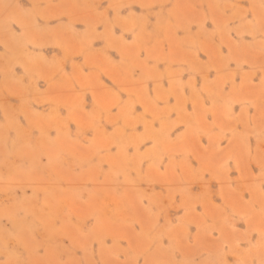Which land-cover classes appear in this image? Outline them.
Listing matches in <instances>:
<instances>
[{
  "label": "rangeland",
  "instance_id": "rangeland-1",
  "mask_svg": "<svg viewBox=\"0 0 264 264\" xmlns=\"http://www.w3.org/2000/svg\"><path fill=\"white\" fill-rule=\"evenodd\" d=\"M0 264H264V0H0Z\"/></svg>",
  "mask_w": 264,
  "mask_h": 264
}]
</instances>
